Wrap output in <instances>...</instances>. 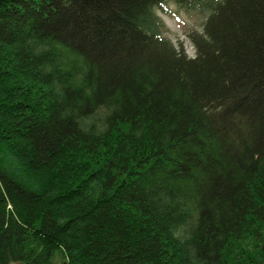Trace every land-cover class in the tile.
<instances>
[{"label":"trees","instance_id":"trees-1","mask_svg":"<svg viewBox=\"0 0 264 264\" xmlns=\"http://www.w3.org/2000/svg\"><path fill=\"white\" fill-rule=\"evenodd\" d=\"M55 260L264 264V0H0V264Z\"/></svg>","mask_w":264,"mask_h":264},{"label":"rangeland","instance_id":"rangeland-1","mask_svg":"<svg viewBox=\"0 0 264 264\" xmlns=\"http://www.w3.org/2000/svg\"><path fill=\"white\" fill-rule=\"evenodd\" d=\"M163 6L164 12L159 9L155 11L162 25V36L175 47L182 46L188 56H194L195 50L190 36L203 33V27L211 7L194 5L191 8H186L169 1L165 2ZM54 264L62 263L55 260Z\"/></svg>","mask_w":264,"mask_h":264}]
</instances>
